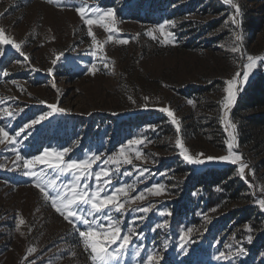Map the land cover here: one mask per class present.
Returning a JSON list of instances; mask_svg holds the SVG:
<instances>
[{
	"label": "rangeland",
	"instance_id": "obj_1",
	"mask_svg": "<svg viewBox=\"0 0 264 264\" xmlns=\"http://www.w3.org/2000/svg\"><path fill=\"white\" fill-rule=\"evenodd\" d=\"M97 1L83 3L102 11H115V25H110L115 33L112 40H108L112 33L101 27L109 18L91 26L84 24L76 11L81 0H0V13H5L0 16V28L21 44L28 57L25 60L11 45L0 43L4 50L0 68L9 73L7 77L0 75V108L16 113L10 134L52 112L48 105L55 103L66 110L52 112L22 134L26 139L16 145L17 150L31 158L45 148L69 147L65 161L103 153L92 170L99 171L98 165L110 170L109 194L115 188L133 186L127 197H119L121 201H131V208L126 204L124 215L115 214L119 216L122 234L132 236L128 255L117 264H146L150 253L163 257L152 264H229L214 257L219 252L235 253L241 247L244 253L232 258L231 264H264V210L258 203L264 199V143L254 142L242 150L234 148L242 156L241 163L248 164L244 179L239 176V164L206 159L202 164H190L175 145L176 126L159 110L169 107L174 111L181 128L179 138L189 155L197 157L203 153L201 159L229 155L228 133L234 131L236 135V129L228 124L238 126L232 109L260 62L246 82L242 77L237 79L235 103L222 121L224 88L235 73L245 70L248 55L264 57V18L262 24L256 19L261 13L259 3L234 0L241 8V14L236 16L237 26L232 23L235 8L223 0L166 1L160 10L154 7L155 2L147 10V0V16L143 11L134 16L121 10L132 6L135 0H117L120 4L106 7ZM178 5H182L181 9L176 8ZM166 20L174 22V26H166V31L174 34L168 39L175 43H163L165 37L159 31L153 32L155 39L147 35ZM256 23L261 24V30L252 39L256 27L247 28ZM89 27L95 45L88 35ZM235 34L242 39L235 41ZM118 39H127L128 43H117ZM234 46L241 51L233 53ZM93 51L96 56L91 54ZM57 55L59 59L53 65L51 60ZM93 66L94 72L90 71ZM13 80L16 84L11 83ZM195 89L192 96L184 93ZM239 110L242 121L249 112ZM150 118H156L155 125H149ZM7 123L8 119L0 113V126ZM134 138L143 139V143L128 145L127 141ZM236 140L238 144L237 137ZM122 147L132 164L124 163V157H120L117 172L114 163L104 161L108 156H119ZM136 151L147 158L137 159ZM14 161L11 149L0 144V164L4 165L0 168V264H93L77 230L55 211L50 200L44 199L33 178L25 176ZM19 163L22 167L23 161ZM37 167L55 178L46 166ZM226 168L231 169V174L221 183L242 182L240 197L212 207L215 211L203 208L198 197L201 187H196L194 180ZM71 179L64 175L57 182L65 184ZM104 179L107 178L101 177V181ZM87 183L92 187L96 184L94 178ZM156 183L165 186L159 196L147 191ZM141 193L145 198L134 200ZM149 205V213L132 210ZM160 211L170 215L161 216ZM20 220L25 223L20 224ZM165 220L167 226L155 227ZM77 224L84 230L83 224ZM188 228L192 231L182 241L181 231ZM30 248L36 251L29 253ZM136 251L140 252L138 257L133 255Z\"/></svg>",
	"mask_w": 264,
	"mask_h": 264
},
{
	"label": "snow or ice",
	"instance_id": "obj_2",
	"mask_svg": "<svg viewBox=\"0 0 264 264\" xmlns=\"http://www.w3.org/2000/svg\"><path fill=\"white\" fill-rule=\"evenodd\" d=\"M51 2V0H49ZM225 4L232 5L235 8V16L232 18V23L239 26V22L236 16L241 14V8L239 4L234 3V0H223ZM77 13L82 18L84 24L91 26L103 21L105 18H109L108 23H102L101 27L105 31L112 34L108 36V40H112L115 33L110 25H115V11L113 9H108L102 11L99 7L92 6L88 7L81 0L79 6L76 7ZM5 15V13H0V16ZM91 17H96L93 19ZM174 26L173 21L166 20L159 24L156 29L149 30L147 35L153 36L154 31H159L162 37L165 39L163 43H175L174 40H169L168 37H172L174 34L166 31V26ZM88 35L92 37L93 44H96V39L93 35L91 27L88 28ZM242 37L239 34H235V41H240ZM0 43L4 45H11L21 56H24L25 60L28 59L22 51L21 44L15 42L5 35V30L0 28ZM117 43L127 44V39H118ZM233 53L240 52L239 46H234L231 48ZM96 56V51L91 53ZM4 55V50L0 49V56ZM59 56L51 60L53 65L57 64ZM258 62L264 63V57L260 56H247V63L243 65L245 69L242 73H235L232 79L226 81L227 87L224 88L226 96L222 101V107L225 110L224 116L221 118L222 121L226 120L228 117V111L232 105L235 103L237 91L236 84L237 79L242 77V81L246 82L249 79V74L258 65ZM52 69H48L49 74L52 73ZM90 71H95V66H93ZM0 75L7 77L9 73L0 68ZM11 83L16 84L13 80ZM55 87V85H53ZM131 99V97H129ZM148 98L145 97V100ZM41 103H46L41 101ZM192 103V101H188ZM52 112L64 113L66 110L63 107H58L57 104L48 105ZM161 112L166 113L168 117L171 118V123L175 125V131L178 134V138L175 141L177 149L180 150V155L182 158L190 164H202L205 159L208 161L219 160L222 162H229L233 165L239 164L238 173L241 179L245 178V169L248 167L247 163H241L242 156L234 151V148L238 147L236 135L233 132H229V141H226L227 150L229 155L221 157L207 156L204 159L200 157L203 153L199 154L197 157L189 155V149L185 146V143L179 134L181 133L179 120L176 118L174 111L169 107H163L159 109ZM20 111H23L21 109ZM52 112H48L39 116L38 118L32 119L29 123H25L22 127L16 130L14 133L10 134L11 121L15 119L16 113L10 111L7 107L0 108V113L3 114V118L8 119V123L0 126V144H6L8 148L15 154V165L23 171L25 176L32 177L34 180L35 187L43 194L44 199L51 201V206L55 211L63 217V219L68 222L74 229L77 230L79 237L82 240L84 249L89 251V255L93 261V264H117V262L124 256L128 255L129 249L132 244V236L130 234H122V227L120 224L119 216L115 215L118 213L120 216L124 215L128 209L131 208V201L119 199L120 196H128V191L132 189V185H126L119 188H115L109 194V189L112 188L111 179L112 174L109 169L105 168L103 165H98L99 171H93L92 167L97 161L100 160L103 153H91L83 158L65 161L64 157L71 151L69 147H64L62 150L45 148L40 155H34L31 158H26L21 154V151L17 150L16 145L22 144L23 140L26 139L27 130H30L33 126L40 124L41 121L46 120L52 115ZM228 127L233 130L236 129L234 123L229 122ZM150 142V141H149ZM143 143V139H130L127 141L128 145H139ZM54 157V159H53ZM120 157H124V163L132 164V159L125 155L124 148L120 149L119 156H108L104 161V164L114 163L116 165V171L120 170ZM136 158L146 159L147 157H142L140 151H136ZM20 161H23L21 167ZM38 165L46 166L47 169L52 170L55 174V178L50 177L49 173L45 171L44 168H38ZM4 165L0 164V168ZM147 171V170H145ZM130 174V173H126ZM70 175L71 180L65 184H58V179L61 176ZM140 175H144V171L140 172ZM101 177H106L101 181ZM95 179V187L90 186L87 181L89 179ZM51 190V191H49ZM147 191L153 195L159 196L164 193L165 186L162 183H156L152 187L148 188ZM144 194L141 193L134 197V200H143ZM259 207L264 210V199L259 200ZM152 206L141 207L139 209H132L133 211H139L140 213H149ZM216 209L213 208L212 211ZM159 215L165 216L170 215V213H165L160 211ZM143 219V217H140ZM207 219V217H205ZM77 222L84 225V230H80ZM24 220H20V224H24ZM167 226V221L157 224L156 228H161ZM192 231L188 228L187 231H181V240L186 241L188 233ZM131 232V229L129 230ZM23 235V233H21ZM252 237L249 236L248 240L251 241ZM138 247V246H137ZM229 248L232 246L229 245ZM183 250V247L181 248ZM29 253L35 252V248H30ZM244 253V249L241 247L235 253L226 254L225 252H219L214 258L217 261L226 260L231 264V259L237 257ZM134 256L138 257L140 255L139 251L133 253ZM27 259V257H25ZM163 257L157 256L155 253H150L146 257V264H152V262L162 260Z\"/></svg>",
	"mask_w": 264,
	"mask_h": 264
},
{
	"label": "trees",
	"instance_id": "obj_3",
	"mask_svg": "<svg viewBox=\"0 0 264 264\" xmlns=\"http://www.w3.org/2000/svg\"><path fill=\"white\" fill-rule=\"evenodd\" d=\"M147 0H135L132 6H127V8H122V11L128 10V12L132 13L134 16L142 15V11L145 12L151 8L152 3L155 2L154 7L158 10L163 8V4L168 1L169 4L175 2L176 0H150L146 9L144 5ZM250 1V0H248ZM254 2L259 3V9L261 10L259 15L257 16V20L262 24L264 18V0H252ZM120 1L117 0H98L97 3L103 7L106 6H115L120 4ZM182 5H178L177 9H181ZM144 8V9H143ZM145 15L147 16L146 12ZM261 24L258 26V23L255 25L248 26L247 30L250 28L255 29V33L251 36L252 39H255L254 36L261 30ZM258 71L252 76L249 82L245 85L242 90V96L238 101V104L233 107L232 116L234 122L238 124L236 126V137L238 139V150H242L244 147H248V145L255 142V144H263L264 143V63L259 64ZM197 89L195 90H187L185 91L186 96H192ZM243 108L247 110L245 116H243L244 123L240 124L242 121L239 119V109ZM152 120V121H151ZM156 118L149 119V125H155ZM231 174V169L226 168V170H220L217 172H211L206 175L205 173L201 176L197 177L194 180L196 183V187H201V192H199V200L203 202V208L212 209V207L217 206L221 203H226L231 200L238 199L239 192L244 184L238 183L235 180H230L228 182H222L226 175ZM243 220H246V216Z\"/></svg>",
	"mask_w": 264,
	"mask_h": 264
}]
</instances>
